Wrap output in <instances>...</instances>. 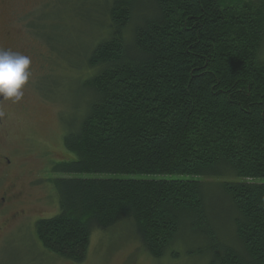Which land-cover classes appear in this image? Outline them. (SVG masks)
Masks as SVG:
<instances>
[{
  "label": "trees",
  "instance_id": "16d2710c",
  "mask_svg": "<svg viewBox=\"0 0 264 264\" xmlns=\"http://www.w3.org/2000/svg\"><path fill=\"white\" fill-rule=\"evenodd\" d=\"M98 12L99 38L73 52L33 26L86 71L63 137L74 159L52 171L161 178L49 180L59 212L35 223L41 246L79 264L93 231L127 222L154 260L186 246L207 264H264V0Z\"/></svg>",
  "mask_w": 264,
  "mask_h": 264
},
{
  "label": "rangeland",
  "instance_id": "374dc122",
  "mask_svg": "<svg viewBox=\"0 0 264 264\" xmlns=\"http://www.w3.org/2000/svg\"><path fill=\"white\" fill-rule=\"evenodd\" d=\"M225 1L236 3L242 0ZM104 3L105 0H0V48L31 59V76L25 95L19 103H11L8 141L19 151L18 161H25L33 172L43 169L19 181L23 185V195L21 202L8 209L15 218L1 237L5 246L0 251V264H75L45 250L36 237L35 223L53 218L59 212L58 198L49 180L161 178L148 175H63L52 171L56 164L74 159L66 151L63 137L67 123L80 104L81 79L86 71L84 67L76 66L75 57L68 61L52 53L33 26L41 21L43 30L63 52L80 50L99 38L95 31L100 22L98 11ZM254 182L264 183V179H255ZM186 249V246L177 249V259L166 256L154 260L141 249L132 226L124 222L107 230L93 231L86 258L79 264L208 263L206 258L188 257Z\"/></svg>",
  "mask_w": 264,
  "mask_h": 264
},
{
  "label": "flooded vegetation",
  "instance_id": "af4514ba",
  "mask_svg": "<svg viewBox=\"0 0 264 264\" xmlns=\"http://www.w3.org/2000/svg\"><path fill=\"white\" fill-rule=\"evenodd\" d=\"M10 107V101H0V109L4 112V116L0 117V251L5 246V241H2L3 238H1L2 234L4 236L10 224L9 222L15 218L14 214L8 212V209L21 202L23 195L21 193L23 185L20 180L31 176L35 172L32 171L31 166H27L25 161L17 160L19 151L8 141L7 125L11 118ZM41 171L43 169L36 171L34 174Z\"/></svg>",
  "mask_w": 264,
  "mask_h": 264
},
{
  "label": "clouds",
  "instance_id": "9594fccd",
  "mask_svg": "<svg viewBox=\"0 0 264 264\" xmlns=\"http://www.w3.org/2000/svg\"><path fill=\"white\" fill-rule=\"evenodd\" d=\"M30 64V57L0 48V101L15 104L23 99L31 76Z\"/></svg>",
  "mask_w": 264,
  "mask_h": 264
}]
</instances>
